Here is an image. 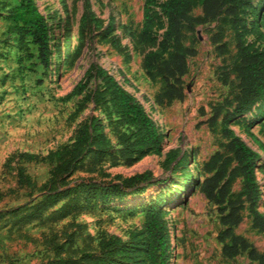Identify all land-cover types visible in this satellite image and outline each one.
Here are the masks:
<instances>
[{
  "label": "rangeland",
  "instance_id": "rangeland-1",
  "mask_svg": "<svg viewBox=\"0 0 264 264\" xmlns=\"http://www.w3.org/2000/svg\"><path fill=\"white\" fill-rule=\"evenodd\" d=\"M35 1L50 27L52 52L48 68L39 63L34 46H30L33 56L27 58L13 35L3 33L8 20L0 14V264H42L54 257L52 239L62 245L64 254L77 256L82 251H97L100 233L118 235L125 241L134 235L142 236L143 209L148 205L157 206L165 221L169 264H257L245 253L229 259L221 256V243L216 239L220 228L216 205L194 186L196 163L206 159L223 140L220 118L212 126L205 121L211 106L226 107L225 101L236 92V79L230 71L236 57L235 30L229 17L220 15L196 25L192 31H184L182 44L196 49L195 55L187 57V72L182 77L184 98L160 106L153 97L162 81L147 77L143 58L158 48L166 29L157 5L161 0L150 6L154 18L151 43L134 37L142 25L144 0ZM256 2L252 0V5ZM2 3L0 0V13L4 11ZM85 12L88 20L79 31V19ZM191 13L199 14L200 8H193ZM262 13L261 8L259 15ZM240 16L244 21L238 31L244 42L251 48L264 49L251 9H245ZM259 28L264 33V19ZM214 33L219 35L223 50L211 41ZM91 63L113 76L150 114L160 132L159 153L121 155L120 140L124 137H119V132L129 134L131 130L124 124L108 123L116 113L109 114L102 101L101 95L109 98L107 93L94 96L103 88L100 77H91L83 90L65 97L77 81L84 80ZM80 102L84 107L76 112ZM92 115L104 123L105 135L111 140L108 151L98 159L100 162L89 154L92 164L80 161L67 172L55 170L56 176L64 179L51 182L50 171L56 161L48 154L73 142L79 125ZM228 126L261 155L256 177L262 193L258 208L264 214V147L252 137L253 134L264 146V103L257 101ZM177 150L178 156L167 162L168 153ZM182 152L186 155L178 162ZM19 168L29 180L19 183ZM142 172H147L149 179L119 195L85 201L82 193H77L76 204L82 210L76 211L72 201L67 208H60L68 202L69 195L35 218L23 217L34 209V202L50 185L57 190L73 188V195L82 188H75L81 182L122 183ZM240 187L237 178L231 190L236 193ZM234 232L246 237L258 250L264 249V234L251 227L246 209ZM132 262L123 260L122 264Z\"/></svg>",
  "mask_w": 264,
  "mask_h": 264
},
{
  "label": "trees",
  "instance_id": "trees-1",
  "mask_svg": "<svg viewBox=\"0 0 264 264\" xmlns=\"http://www.w3.org/2000/svg\"><path fill=\"white\" fill-rule=\"evenodd\" d=\"M2 1L1 7L4 11L0 14L3 13L4 18L8 20L3 33L13 35L16 46L27 58L33 56L30 46H34L39 63L48 68L52 51L47 17L40 11L35 0ZM155 3L156 0L143 1L142 25L134 35L139 42L151 43L153 40L151 29L154 18L150 6ZM157 5L165 18L166 29L158 42V48L145 53L143 64L149 79L159 77L162 81L161 88L153 97L154 103L160 106H167L174 100L181 101L184 98L182 77L187 72V57L196 54L194 47L182 44L184 31H192L196 25L211 22L220 15L228 16L235 30L236 57L230 71L236 79V92L231 100L225 101L226 107L224 104L211 106L210 116L205 121L212 126L220 118L219 132L223 140L206 159L196 163L197 176L194 186L208 202L216 205L220 224L216 239L221 243V256L229 259L245 253L249 260L264 264V249L258 250L246 237L234 232V228L242 220V210L246 209L251 227L264 234V214L258 208L262 193L256 177L261 155L228 126L230 121L244 115L257 101L264 103V49L251 48L238 31L239 25L244 21L240 16L241 12L250 8L254 15L255 30L264 40V33L259 28L260 21L264 19V0H257L254 5L252 0H161ZM197 6L200 13L193 15L191 11ZM261 8L263 13L259 15ZM86 13L88 12L80 16L79 31L88 20ZM211 41L217 43L216 47L224 49L218 34L214 33ZM85 75L87 76L84 80L77 81L65 97L69 98L83 90L91 77H100L103 88L100 93L95 92L94 96L107 93L109 98L101 95L102 101H105L109 114L116 113V118L108 119V123L124 124L125 129L131 130L129 134L119 132V137H124V140H120L123 145L120 149L121 155L133 157L134 154V157H139L141 154L159 153L161 140L158 126L140 101L95 63L89 64ZM83 105V102H80L75 111L81 110ZM103 127L102 119L92 115L88 121L79 125L73 142L63 144L48 154L50 159L56 161L52 170L50 169L51 182L64 179L62 176H56L57 169L67 172L70 167L75 168L80 161L90 159L91 155L97 160L104 156L111 140L105 135ZM252 137L261 148L264 147L253 134ZM179 152L177 150L168 153L167 162L178 156ZM192 154L195 155L196 152L193 151ZM20 155L32 157L29 154ZM185 155L186 152H182L177 161H182ZM91 161L88 160V164H92ZM17 174L19 183L29 180L21 168ZM149 177L147 172H142L126 178L122 183L81 182L75 188H82L75 190L73 195L70 194L73 188L57 190L50 185L34 202V209L23 217L26 220L35 218L57 200L69 195L68 202L60 208H67L72 201L76 211L82 210L78 209L76 204L77 193H82L85 201L96 196L104 198L108 195H119L124 193L125 189L145 182ZM237 178L240 179L241 187L234 193L231 186ZM141 235H134L131 240L125 241L118 235L100 233L98 250L82 251L77 256L68 252L64 254L62 245L52 239L50 243L54 249V257L42 264H122L123 260H132V264H169L168 232L157 206L148 205L143 209Z\"/></svg>",
  "mask_w": 264,
  "mask_h": 264
},
{
  "label": "crops",
  "instance_id": "crops-1",
  "mask_svg": "<svg viewBox=\"0 0 264 264\" xmlns=\"http://www.w3.org/2000/svg\"><path fill=\"white\" fill-rule=\"evenodd\" d=\"M224 259H227V258H224Z\"/></svg>",
  "mask_w": 264,
  "mask_h": 264
}]
</instances>
